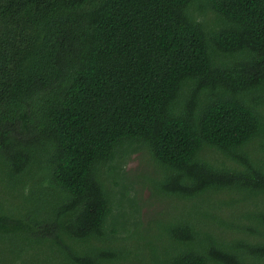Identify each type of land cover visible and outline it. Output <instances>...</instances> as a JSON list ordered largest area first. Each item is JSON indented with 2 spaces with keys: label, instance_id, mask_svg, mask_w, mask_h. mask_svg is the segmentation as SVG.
Returning <instances> with one entry per match:
<instances>
[{
  "label": "trees",
  "instance_id": "trees-1",
  "mask_svg": "<svg viewBox=\"0 0 264 264\" xmlns=\"http://www.w3.org/2000/svg\"><path fill=\"white\" fill-rule=\"evenodd\" d=\"M0 264H264V0H0Z\"/></svg>",
  "mask_w": 264,
  "mask_h": 264
},
{
  "label": "rangeland",
  "instance_id": "rangeland-1",
  "mask_svg": "<svg viewBox=\"0 0 264 264\" xmlns=\"http://www.w3.org/2000/svg\"><path fill=\"white\" fill-rule=\"evenodd\" d=\"M140 156H141V153L132 155V157L128 160V165H127L128 170H134V172H135L140 166H143V163L141 161L142 157H140ZM145 166H146V164H145ZM149 195H150V192L148 190H145V192H144L145 199H147L149 197ZM156 205L157 206H155V207L153 205L144 207L143 213H146L148 211L154 212V210L159 207L158 202H156Z\"/></svg>",
  "mask_w": 264,
  "mask_h": 264
}]
</instances>
